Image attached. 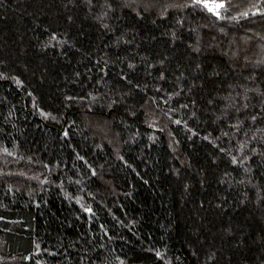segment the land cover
Wrapping results in <instances>:
<instances>
[{
  "label": "trees",
  "instance_id": "obj_1",
  "mask_svg": "<svg viewBox=\"0 0 264 264\" xmlns=\"http://www.w3.org/2000/svg\"><path fill=\"white\" fill-rule=\"evenodd\" d=\"M186 2L0 0V264H264V3Z\"/></svg>",
  "mask_w": 264,
  "mask_h": 264
},
{
  "label": "snow or ice",
  "instance_id": "obj_2",
  "mask_svg": "<svg viewBox=\"0 0 264 264\" xmlns=\"http://www.w3.org/2000/svg\"><path fill=\"white\" fill-rule=\"evenodd\" d=\"M259 2L264 3V0H259ZM168 7H185V8H194L198 9L202 12H206L209 16L215 17L216 20H224V19H236L235 16L229 17L226 15L230 7H233L231 4V0H190V2H186L183 5H169ZM255 10L252 11V15H256L258 12H260V9L257 8L255 5L252 6ZM165 11H167V8H165ZM264 14V13H262ZM241 17H248L249 16V11H243L238 14ZM131 67V65H130ZM19 83V81H17ZM185 107H187L185 105ZM43 114V113H42ZM46 115V114H45ZM257 119L256 116L252 117V120L255 121ZM175 123L179 124L180 121L177 120ZM230 128H236L239 130V122L234 125H229ZM67 134V133H66ZM223 135H228V133H223ZM207 139V137H205ZM5 152H8V150L5 148ZM221 151H224V149H221ZM11 155V153H9ZM81 159H83L81 157ZM232 163L237 164L240 163V161H237L236 157H232ZM93 175H95V172H93ZM86 211H91L90 209H86ZM156 255L159 257L160 253L157 252ZM120 264H123V261L120 262Z\"/></svg>",
  "mask_w": 264,
  "mask_h": 264
}]
</instances>
